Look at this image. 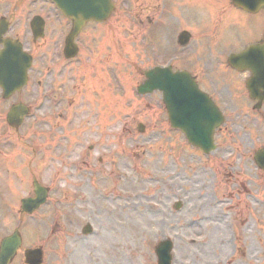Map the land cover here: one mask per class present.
Listing matches in <instances>:
<instances>
[{"label":"rangeland","instance_id":"1","mask_svg":"<svg viewBox=\"0 0 264 264\" xmlns=\"http://www.w3.org/2000/svg\"><path fill=\"white\" fill-rule=\"evenodd\" d=\"M17 1L0 7L13 18L8 34L33 52V67L28 85L0 111L18 99L33 111L17 130L0 119V137L6 135L0 166L10 169L7 176L0 168V236L21 225L24 247L43 246L45 264H157L154 245L168 236L173 264H264V171L252 159L253 146L264 140V121H249V104L232 102L225 89L221 67L229 45L218 33L228 11L183 0L192 2L185 12L181 0H160L176 4L170 15L155 18L158 0H125L106 21L81 30L78 61L44 76L58 61L55 49L69 20L48 0ZM142 4L152 5L141 10ZM34 14L47 19L35 42L28 27ZM180 29L191 32L184 46L175 42ZM235 34L251 37L254 26L243 23ZM167 61L205 69L204 88H222L219 101L232 105L216 137L221 145L207 156L170 131L158 93L136 92L142 70ZM33 177L49 186V199L27 219L19 214L20 198L33 191ZM86 221L92 236L81 234Z\"/></svg>","mask_w":264,"mask_h":264},{"label":"water","instance_id":"2","mask_svg":"<svg viewBox=\"0 0 264 264\" xmlns=\"http://www.w3.org/2000/svg\"><path fill=\"white\" fill-rule=\"evenodd\" d=\"M53 1L64 15L73 18V28L68 38V44L86 21H103L113 9L110 0ZM231 1L234 5L248 11H257L259 7L264 6V0ZM39 27L38 22L34 28ZM4 29L5 25H2L0 27V42L4 44V48L0 52V86L3 95L8 96L16 89L21 88L26 82V72L31 57L22 51L18 42L1 38ZM68 46L67 49L69 50ZM228 62L240 69H250L254 76L247 81V88L253 96L260 95L261 98H264V43L252 44L238 54H231L228 57ZM145 74L147 78L139 86V92L145 93L159 89L162 92V98L172 124L179 126L193 144L200 146L206 152L213 148V131L220 124L222 118L218 109L197 88L189 74L182 71L173 72L170 67H155ZM258 85L263 88H259ZM260 89L263 90L259 94ZM26 112L27 108L25 106L21 104L14 105L7 114V120L12 125H18ZM260 167L264 168V166ZM34 186L36 198L22 199L21 207L23 210L32 211L45 198V190L37 186L36 183H34ZM165 243L160 244L157 252L162 245L165 253L169 251L168 243ZM19 245L20 238L16 232L4 238L0 246V264H5L7 259L14 255ZM25 257L27 263L39 264L42 253L40 249H31L25 253ZM167 258L169 259V255ZM159 261L161 263V260Z\"/></svg>","mask_w":264,"mask_h":264},{"label":"flooded vegetation","instance_id":"3","mask_svg":"<svg viewBox=\"0 0 264 264\" xmlns=\"http://www.w3.org/2000/svg\"><path fill=\"white\" fill-rule=\"evenodd\" d=\"M15 1L16 0H0V4H3V2H6V4H15ZM24 3H25V0H23V1H20L19 0V2L18 1L16 2V4H24ZM199 3H201V2H196L195 4H199ZM227 3H229V2H224L222 4H216L214 2V3L206 4V5L207 6H210V8H212L213 11H219V10L226 9V7H224L223 4H227ZM151 5L152 4H142L141 10L148 9ZM180 5L183 6L185 12H187L190 9L189 8L190 7V4H180ZM171 6L174 9V4H168L169 9H170ZM227 8L230 9V10H235V11H237L241 15H243V14L248 15L247 13H245V12H243V11H241V10H239V9L231 6V5L228 6ZM171 14L175 15V13H171ZM152 22H153V20H151L149 22V24H152ZM207 26H209V25L207 24ZM253 26H254L255 32H254V35L252 37V40L253 41H256V40H259L261 38V36H262V34L264 32V23H263V20L261 18L258 19V20H255L254 23H253ZM180 31H182V30L180 29ZM259 33H261V36L258 38ZM153 34H154V30H153ZM210 40L213 41L212 36L210 37ZM211 45H213V44H211ZM224 64H226L225 61H224ZM186 70H188V72L191 74V76L197 82V84L199 85L200 88H202V86L205 84V81L206 80L209 81L208 74L206 72L201 71L200 69H194V67H192L191 69L186 68ZM228 70L230 71L231 74L229 76H225L224 75L225 77L223 79H226L227 78V80H228V87L227 88L225 86L224 87H225V89H226V91H227V93H228L231 101L234 102V103H236V104L239 103V102H242V103H245L246 102L250 106H253V105H256L257 106V103H258L257 99L256 100L249 99L248 93H247V91L245 89V79H246V77H249L250 76V72H247V73H245V72H239V71H237V70H235V69H233V68H231L229 66H228ZM219 89L221 90L222 88H217L216 90L219 93L220 99L223 100L225 98L224 97L225 95L222 94ZM213 100L215 101L214 98H213ZM1 102H2V100L0 99V103ZM222 102H224L226 105L227 104L231 105V103H229V101H227L226 99H225V101H222ZM260 106L261 107L264 106V101H262V103H261ZM249 114L252 116V118L249 119V121H251L253 123H256V121L258 119L264 121V115L256 114L255 111H252ZM2 116H3L2 115V111H0V118H2ZM9 264H14V263L12 261Z\"/></svg>","mask_w":264,"mask_h":264}]
</instances>
